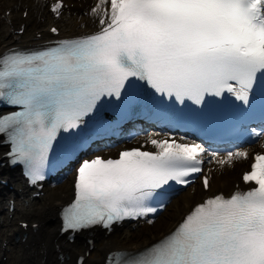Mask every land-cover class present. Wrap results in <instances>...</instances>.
Returning a JSON list of instances; mask_svg holds the SVG:
<instances>
[{
  "label": "snow or ice",
  "instance_id": "6c2138e0",
  "mask_svg": "<svg viewBox=\"0 0 264 264\" xmlns=\"http://www.w3.org/2000/svg\"><path fill=\"white\" fill-rule=\"evenodd\" d=\"M62 7L57 0L52 11ZM92 11L102 13L98 33L0 57V100L19 109L0 115V135L31 183L45 179L54 143L75 155L74 137L62 132L80 129L105 98L121 100L135 81L162 100L184 108L190 102L193 114H202L209 98L229 96L264 112V0H98ZM252 133L262 136L264 127ZM183 140L150 136L153 150L79 159L63 231L110 229L156 214L173 184L188 186L203 171L208 150ZM211 156L223 166L248 153ZM253 159L242 178L248 190L209 196L159 242L117 252L111 264H264V154ZM202 182L208 190L209 177Z\"/></svg>",
  "mask_w": 264,
  "mask_h": 264
},
{
  "label": "bare ground",
  "instance_id": "6f19581e",
  "mask_svg": "<svg viewBox=\"0 0 264 264\" xmlns=\"http://www.w3.org/2000/svg\"><path fill=\"white\" fill-rule=\"evenodd\" d=\"M10 1L9 14L5 18L6 34L0 41V54L11 46L25 48L49 39L89 33L102 26L99 22L102 13L92 11L98 0H62L63 7L56 17L50 12L51 2L55 0ZM23 12H25V15H23ZM73 13L79 17V23L67 28L65 23L69 19L68 16ZM21 24L23 25L22 34L15 33L14 30L19 29ZM51 26L58 28L56 35L49 33ZM150 136L157 138L155 133H151ZM262 142L264 143V138H262ZM150 146L153 150L151 144ZM4 149L0 148V155ZM202 155L205 162L207 160V163L204 164L205 170L203 173H206L209 177L210 188L203 190L199 187L195 198H192L191 192H189L188 198L172 211L163 229L157 230V232L149 231L146 238L141 243L129 248V251L135 252L146 248L170 232L183 215L194 204L201 202L202 199L212 196L216 192H221L227 196L233 189H243L245 187L241 182V176L252 161L249 154L247 159L238 157L237 161L232 160L223 166L219 165L211 154L205 153ZM17 177L18 171L8 172L2 160H0V179L6 180L12 187V189L0 188V197L7 198L8 195H14L21 198L25 208L21 212L22 215L31 224L37 225L33 230L28 227L27 231L31 233L28 238L25 239L22 236L24 242L22 247L24 249H31L33 244V248L38 247V250L41 251L39 254H35V251H33V264H76L77 258L83 256V253L88 251L90 246L92 251L97 253V256L94 259H90L88 256L82 264H104L106 254L111 251L122 250L119 245L120 241L131 235L133 228L137 230V227L127 226L125 223L119 227H114L112 232L108 234L98 229H92L88 232H80L74 237L72 243H68L65 236L58 235V211L71 197L72 180H67L63 187L51 188L46 185L39 191L41 193L37 197H32L31 193L34 194L37 191L33 190L29 193L27 186L18 181ZM3 211L2 202L0 201V212ZM6 213H8L7 210ZM18 229L20 230V228ZM18 229L12 228V231L14 233L20 232Z\"/></svg>",
  "mask_w": 264,
  "mask_h": 264
},
{
  "label": "rangeland",
  "instance_id": "374dc122",
  "mask_svg": "<svg viewBox=\"0 0 264 264\" xmlns=\"http://www.w3.org/2000/svg\"><path fill=\"white\" fill-rule=\"evenodd\" d=\"M10 4H11L10 0H0V41L4 38V35L6 34L5 18L9 14L8 8ZM68 17L69 19L65 23V26L67 28H70L71 26H74L75 24L79 23V17L75 15L74 13L70 14ZM117 143L118 142H116L114 145L116 146ZM144 143H148V141L144 140ZM262 146H264L263 143H262ZM220 156L221 155L218 154V157ZM237 160L238 159L236 157L233 158V161H237ZM205 163H207V160ZM71 175H72L71 171L67 172V174L61 176V179H59L58 181H54L50 183L49 187L51 188L58 187V186L63 187L66 181L70 179ZM17 180L19 181V177H17ZM198 188H199V184L197 182L194 185H191V187L185 189L182 192V194H180L179 196L178 195L175 196L174 200H171L172 202L167 206L166 210L162 214H160L157 218H155L152 224H149L148 222L129 223L127 226H135L137 227V230L133 228L131 235H129L126 239H122L120 241L119 243L120 247L123 249H129L133 245L141 243L143 239L146 238V235L148 234L150 230L157 232V230L159 231L160 229H163L166 223L168 222V219L170 218L172 211L175 209V207H178L188 198L187 195L189 192H191L192 198H195L197 195ZM8 198H13L15 200V206H14L13 212L6 213L7 206H8L7 201L9 200ZM0 201L2 202V206L4 210L3 212H0V224H1L0 225V243H2V240L6 242L5 251L0 254V260L2 261V263L0 264H21V261H23V264H30V263H25L26 257L28 256L27 253H29L30 251L31 252L35 251V254L41 253V251L38 250V247L33 248L32 246L31 249L24 250L21 242H17V243H15L14 241L9 242V238L11 236L13 237V234L11 233L12 228L18 229L19 221L28 222L21 213L22 211L25 210L23 200L19 198L18 196L8 195L7 198L0 197ZM9 222L11 223V225H7ZM88 256L90 259L91 258L94 259L97 256V253L95 251L94 252L92 251V247H90V250L87 252L86 256H83V257L87 259Z\"/></svg>",
  "mask_w": 264,
  "mask_h": 264
},
{
  "label": "trees",
  "instance_id": "16d2710c",
  "mask_svg": "<svg viewBox=\"0 0 264 264\" xmlns=\"http://www.w3.org/2000/svg\"><path fill=\"white\" fill-rule=\"evenodd\" d=\"M255 148H258V146H257V147H256V146H254V149H255ZM236 164H238V163H236ZM150 231H151V232H153V230H150Z\"/></svg>",
  "mask_w": 264,
  "mask_h": 264
}]
</instances>
